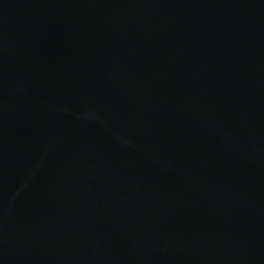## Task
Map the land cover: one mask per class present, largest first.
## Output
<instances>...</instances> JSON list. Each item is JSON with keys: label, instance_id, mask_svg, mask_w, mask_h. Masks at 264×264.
<instances>
[{"label": "water", "instance_id": "1", "mask_svg": "<svg viewBox=\"0 0 264 264\" xmlns=\"http://www.w3.org/2000/svg\"><path fill=\"white\" fill-rule=\"evenodd\" d=\"M62 264H264V0H24Z\"/></svg>", "mask_w": 264, "mask_h": 264}]
</instances>
